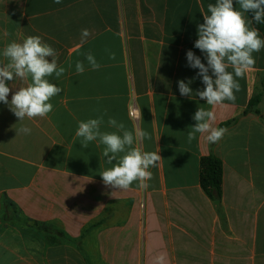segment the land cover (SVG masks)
<instances>
[{
    "label": "crops",
    "instance_id": "crops-1",
    "mask_svg": "<svg viewBox=\"0 0 264 264\" xmlns=\"http://www.w3.org/2000/svg\"><path fill=\"white\" fill-rule=\"evenodd\" d=\"M215 2L0 0V63L8 62V43L40 36L66 69L47 78L63 91L46 117L19 121L0 102V264H264V86L259 113H245L262 86L264 49L238 78L234 101L213 107L197 96L204 85L186 53L207 65L194 44L202 10ZM82 29L90 32L83 43ZM89 52L98 70L88 65ZM190 79L193 93L182 96L178 81ZM30 82L7 81L8 100ZM198 108L215 112L214 127L236 122L217 143L199 133L189 143ZM100 115L101 131H116L107 124L112 117L134 135L138 128L151 135L133 145L162 158L146 189L103 183L100 173L112 167L105 146L93 141L84 149L75 136L79 121ZM209 155L223 166L219 205L200 185Z\"/></svg>",
    "mask_w": 264,
    "mask_h": 264
},
{
    "label": "clouds",
    "instance_id": "clouds-1",
    "mask_svg": "<svg viewBox=\"0 0 264 264\" xmlns=\"http://www.w3.org/2000/svg\"><path fill=\"white\" fill-rule=\"evenodd\" d=\"M54 2L59 4L61 0ZM236 4L240 10L236 9ZM236 4L234 5V0H216L214 4L208 5L207 13L202 10L204 22L197 27L198 39L194 47L205 54L207 65L191 50L186 53L188 66L199 69L197 76L202 78L204 85L203 90L197 91L196 94L213 107L226 100L236 99L235 92L240 89L238 78H243L254 66L253 53L264 49V39L260 37L258 29L251 26L252 21L264 23V0H236ZM246 13L252 14L251 20L246 18ZM89 35L88 29H82L81 42L83 43ZM2 55L8 62L0 63V102L8 105L19 121L26 117H46L53 111L50 99L63 91L47 79L53 74L59 78L66 71L63 66H58L57 52L40 36H28L22 42L8 43ZM109 58L115 59V53L109 52ZM85 59L92 70L101 67L91 52L85 54ZM75 67L78 74L85 72L82 61H78ZM229 68L232 71H229ZM29 77L31 82L26 87L17 88L9 101L11 89L6 82L14 78L27 81ZM191 83V79L187 83L184 80L178 81L182 96H191ZM193 119L196 123L188 133L189 143L198 133L207 134L209 143L219 142L228 133L227 128L213 126L216 115L212 110L198 108ZM103 123V115L79 121L75 133L76 137L81 138L80 144L84 149L93 141L105 146L102 154L106 163L112 167L100 173L103 183L114 189L127 190L133 182H139V187L146 189L147 181L152 178L150 167H157L162 158L159 152L143 151L133 145L136 141L142 143L145 139L150 140L151 135L139 128L134 135L133 131L126 129L124 123L112 117L108 118L107 124L116 131H101ZM18 131L30 134L31 129L21 127Z\"/></svg>",
    "mask_w": 264,
    "mask_h": 264
},
{
    "label": "trees",
    "instance_id": "trees-1",
    "mask_svg": "<svg viewBox=\"0 0 264 264\" xmlns=\"http://www.w3.org/2000/svg\"><path fill=\"white\" fill-rule=\"evenodd\" d=\"M255 23V27L264 36V23ZM264 86V78L262 86L257 90L255 97L251 100L245 113H259L258 105L261 101ZM236 122V119L230 120L221 125L223 128H228ZM213 144V143H212ZM223 166L221 160L209 155L201 159L200 162V185L205 194L217 205L220 204L223 196Z\"/></svg>",
    "mask_w": 264,
    "mask_h": 264
},
{
    "label": "built area",
    "instance_id": "built-area-1",
    "mask_svg": "<svg viewBox=\"0 0 264 264\" xmlns=\"http://www.w3.org/2000/svg\"><path fill=\"white\" fill-rule=\"evenodd\" d=\"M130 114H131V116H132L133 118H135V119L138 117L137 110L134 109V108L131 110Z\"/></svg>",
    "mask_w": 264,
    "mask_h": 264
}]
</instances>
